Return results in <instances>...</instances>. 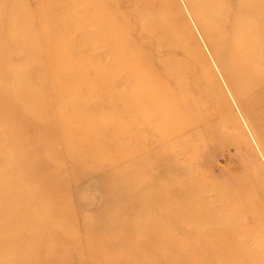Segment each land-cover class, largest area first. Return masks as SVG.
Wrapping results in <instances>:
<instances>
[{
	"label": "rangeland",
	"instance_id": "obj_1",
	"mask_svg": "<svg viewBox=\"0 0 264 264\" xmlns=\"http://www.w3.org/2000/svg\"><path fill=\"white\" fill-rule=\"evenodd\" d=\"M168 1L0 0V148L24 134L11 124L32 123L10 153L20 165L34 142L28 165L43 162H0V264H264V101L243 104L189 0ZM163 11L206 80L174 75V95L146 101L144 83L116 75V50L130 47L112 42L114 23L154 63L195 71L180 46L150 47ZM176 80L195 101L188 125Z\"/></svg>",
	"mask_w": 264,
	"mask_h": 264
},
{
	"label": "bare ground",
	"instance_id": "obj_2",
	"mask_svg": "<svg viewBox=\"0 0 264 264\" xmlns=\"http://www.w3.org/2000/svg\"><path fill=\"white\" fill-rule=\"evenodd\" d=\"M152 1L156 3V10H167L170 8V4L168 0H152ZM144 2L147 3L146 1ZM189 2L194 10V14L196 16V19L198 20V23L200 24L202 30L204 31L212 47V50L214 51L216 57L218 58V61L221 63L223 72L229 84L234 89L237 96L245 97V100L243 102L245 106H247L249 100L254 99L251 98V95L253 94L256 95L257 98L263 102L264 101V0H199V4L204 3L203 5H205L206 7L205 10H207L208 13H205L201 9L196 8L195 6L196 2H192L190 0ZM136 5L137 4L135 3V8ZM138 12H140V10ZM163 15H165V12ZM169 19L170 18L167 15H165L164 18H161L162 21L159 20L161 23L159 25L160 35L159 37L156 36V38H154V41L150 42V44L155 43V46H157L156 54L158 55V57L160 56V51H162L161 47L163 46L164 43H167V45L170 44V46H174L176 48L180 46L179 48L181 49L179 50L182 51L183 57L186 59L185 61L186 62L189 61L191 63L192 68L195 71L185 70L183 67L180 68L181 62H184L183 60H179V62L176 61L177 66L175 67L174 66L170 67L169 61H156V63H154L150 58V56L146 53V51L142 50L140 46H135V43L132 42L131 40L130 41L132 42V44L129 41H126L127 39L123 37L124 34L122 35V31H120V29L122 28L120 27L121 24L119 25L116 22L114 23V19H113L115 30H119V32L117 33L116 37L112 38V42L120 43V45L130 47V48L127 47L129 51H123L118 49L116 50L114 60L116 62H119L116 59L122 58L124 62L117 63V65L118 64H123V65H119V66L116 65L115 72L117 77H119L120 80H123L126 86L132 85V83L134 82L137 84L144 83L143 85L144 87L141 89V92L137 95L140 96L139 99L145 98L146 101H150L152 99L155 101L158 99H164L170 97L171 95H174L175 88L168 86V80L173 79L174 75H176L177 77L178 75H180V73L182 74L192 73L194 81L195 79H197V81L206 80V74L203 73V70H200V65L197 61L196 56L189 50L188 47L189 43L185 38L186 36L184 34L180 35L177 31L178 23L176 21H170ZM212 19H215L216 22L217 21L219 22L218 25L219 28H216L215 26L216 24L212 22ZM110 21L112 24V18H110ZM152 24L149 25L152 27ZM131 30L130 32H132ZM164 33L170 34L173 37V39L169 41L165 40L162 35ZM152 44L150 45V47L152 46ZM127 63L129 64L130 70L129 69L125 70V67H127ZM145 68L149 70L147 74L145 72ZM83 71L85 72V70ZM128 73H130L131 75ZM80 75H81L80 71L77 72L73 71L70 77H72V79H75L77 81L79 80ZM155 82L156 84L152 85ZM179 84L180 83L177 82L176 80V89H179L180 97L182 98L184 97L185 98L184 100H186L185 102H183V104L187 103L188 105L187 113L183 112L185 114L183 115V113L181 114L180 112L179 114L184 116L183 117L184 119H187V121L182 120L181 122H184L186 125H188L193 123L195 120V116L193 115L195 111H193V109L191 110V105L195 101L188 96L189 94L188 95L186 94V92L184 91L186 89L181 87V85ZM46 94H47L46 91L42 89L41 93L40 92L38 93V96H45ZM246 97L248 100H246ZM179 102L180 99L178 98V96H176V109H178L180 105H183L180 104ZM43 109L44 107L37 109V111L41 113ZM182 116L176 114V121H179ZM34 125L36 126L33 127L36 128L39 127L47 131L49 134L53 135L50 129L45 128L44 125L39 126L37 123H35ZM10 126L13 127L14 129H20L24 132L22 136L15 137L14 130L12 131L11 129H9L10 131H8V134L6 133L7 138H11V136H14L15 139V145L10 147V150L14 151V148L21 146L23 143H28L32 141V137L29 136L28 134L29 130L31 129L32 123L31 126L28 127L27 124L26 125L20 124L19 121L17 122L15 121V123L13 125L11 124ZM33 143H31L32 144L31 148L24 155L23 159L21 160L22 163L20 165L15 164L13 155L11 156L10 153L11 151L7 147L6 148L4 146L3 148L1 147L0 162H3L5 167L3 168V172L8 173L9 171H13L12 169L13 168L15 169L16 166H21L24 172L26 171L40 172V170L43 167L42 161H40V163L36 164L34 167L28 165L29 164L28 161H30V159L35 156V148L38 149V147H35V144ZM0 174L2 173L0 172ZM12 181H14V179H12ZM36 183L37 185L40 186L45 184L42 180H37V179H36ZM2 186L5 187L6 185L3 183ZM36 228H38V226H36ZM43 229L44 230L48 229V226L44 225Z\"/></svg>",
	"mask_w": 264,
	"mask_h": 264
}]
</instances>
